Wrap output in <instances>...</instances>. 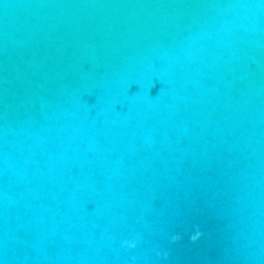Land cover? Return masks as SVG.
Masks as SVG:
<instances>
[{"label": "water", "instance_id": "water-1", "mask_svg": "<svg viewBox=\"0 0 264 264\" xmlns=\"http://www.w3.org/2000/svg\"><path fill=\"white\" fill-rule=\"evenodd\" d=\"M0 264H264V0H0Z\"/></svg>", "mask_w": 264, "mask_h": 264}]
</instances>
